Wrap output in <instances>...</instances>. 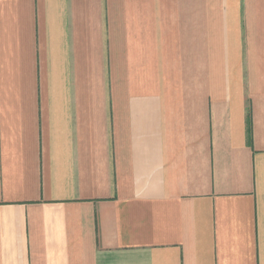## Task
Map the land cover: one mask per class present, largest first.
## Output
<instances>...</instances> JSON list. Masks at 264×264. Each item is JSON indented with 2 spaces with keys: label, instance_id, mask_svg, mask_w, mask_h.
Segmentation results:
<instances>
[{
  "label": "crops",
  "instance_id": "1",
  "mask_svg": "<svg viewBox=\"0 0 264 264\" xmlns=\"http://www.w3.org/2000/svg\"><path fill=\"white\" fill-rule=\"evenodd\" d=\"M0 264H264V0H0Z\"/></svg>",
  "mask_w": 264,
  "mask_h": 264
}]
</instances>
